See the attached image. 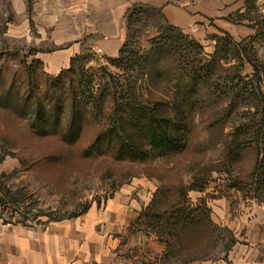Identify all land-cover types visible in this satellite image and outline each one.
I'll return each mask as SVG.
<instances>
[{"label": "rangeland", "instance_id": "rangeland-1", "mask_svg": "<svg viewBox=\"0 0 264 264\" xmlns=\"http://www.w3.org/2000/svg\"><path fill=\"white\" fill-rule=\"evenodd\" d=\"M207 1L212 8L200 7L193 33L169 25L160 10L131 6L130 21L127 11L118 17L127 44L124 57L129 61L117 67L109 59L118 57L97 53L100 38L118 31L110 24L108 2L0 0V103L6 106L0 107V196L5 202L0 212L5 224L44 226L101 213L116 193L143 179L156 181L157 191L150 204L154 202L160 210L177 204L190 185L214 193L234 188L240 197L264 203V167L256 132L264 97L249 83L255 73L248 63L255 58L264 70V0ZM166 33L181 40L180 46L186 45L191 57L146 67L144 56L166 40H162ZM88 42L91 48L81 55L87 57L85 81L76 75L78 65L76 74H65L70 67L57 75L46 71L42 59L71 44ZM186 54L178 50L176 55L163 56ZM191 68L200 80L197 91L202 97L189 116L190 134L183 152L143 163L118 162L111 155H85L96 136L110 125L111 98L116 90L121 92L131 83L139 102L150 100L149 94L151 100L171 96L181 85L182 74ZM60 74L61 82L49 83V78ZM237 76L243 84L237 85ZM262 76L264 79V73ZM48 85L65 98L77 95L86 112L83 132L74 146L58 137H37L29 127L33 111L24 110V101L32 89L44 97ZM238 88L247 89L234 103ZM10 107L28 117H17ZM69 113L68 99L64 126ZM184 197L192 210L203 199L198 191H188ZM150 204L132 224L135 242L127 237L120 241L119 264L217 260L228 249V234L214 225L188 229L179 239L158 238L142 218ZM177 231L171 230V234ZM151 236L164 244L162 253L157 245L149 244Z\"/></svg>", "mask_w": 264, "mask_h": 264}, {"label": "crops", "instance_id": "crops-1", "mask_svg": "<svg viewBox=\"0 0 264 264\" xmlns=\"http://www.w3.org/2000/svg\"><path fill=\"white\" fill-rule=\"evenodd\" d=\"M103 2H108L111 11L110 24L118 29L112 36L103 35L98 42L102 56L108 58L119 56L125 36L119 29L118 17L133 5L160 10L169 25L190 33L201 15L200 7L212 8L207 0H99V4ZM86 48H91L89 42L71 44L41 61L50 75H57L68 69L71 60L81 56ZM156 185V181L147 179L133 182L116 193L101 213L44 226L5 224L0 212V264H119L120 241L127 237L132 244L135 242L132 224L150 204ZM222 189L220 193L203 190V199L199 198L211 210L212 224L228 234V249L220 259L185 264H264V203L242 198L234 188ZM149 241L157 245L159 253L165 250L164 244L152 236Z\"/></svg>", "mask_w": 264, "mask_h": 264}, {"label": "trees", "instance_id": "trees-1", "mask_svg": "<svg viewBox=\"0 0 264 264\" xmlns=\"http://www.w3.org/2000/svg\"><path fill=\"white\" fill-rule=\"evenodd\" d=\"M153 10L156 11V9ZM126 14L130 21L131 8L127 10ZM167 35L162 38V40H166H163L164 42L158 48L152 49L144 56L146 67L157 68L171 60L177 62L178 58L182 59L184 57L186 61L191 57V51L186 45L180 46L181 40H177L169 36V34ZM237 45L235 46L238 47ZM126 46L127 44L123 45L118 58L109 59L113 65H117L118 67L120 64L129 61L128 58L124 57L126 55ZM198 48L202 49L201 46H198ZM178 50L184 52V54H188L186 56H163L171 55L173 52L176 55ZM245 53L247 55L246 51ZM254 59L248 60L255 73L252 81L249 83L264 97V93L262 92L264 83L262 74L264 70L263 68H259L261 67L260 65H256L257 62ZM86 60L87 57H74L70 62V68L65 74H72L73 72L76 74L75 65H78L76 75L85 81L87 79L84 65ZM214 62L211 63L212 67L215 66H213ZM193 72L196 73L193 68L187 69L182 74L183 76H181L180 80L182 83L178 90L171 94V96L169 94L167 96L163 95L162 98H158L157 100H151L153 97L152 94H149L150 100L139 102L136 98V89L131 83L124 86L125 89L120 90L121 92L116 90V94L114 92V96L111 98L110 125L105 131L100 132L96 136L86 150L85 155L87 157L111 155L118 162L143 163L155 157L183 152L189 140V116L192 115V112L199 105L202 97V94L197 91L200 80L196 79V74L192 75ZM236 78L240 81L237 85L244 83V80L240 76ZM62 79L63 74H60L56 78H49L48 81L49 83L53 82V84H56L61 82ZM52 85H48L49 87L46 93H44L45 96H42V98L40 92L33 89L27 95V100L24 101L26 105L24 110L33 111V119L28 121L29 127L37 137H58L62 143L74 146L79 141L83 132L87 118L86 112L82 111L77 95L65 98L64 94L60 90L55 89L54 86L52 87ZM244 87H246V84ZM238 89L239 91L235 95L234 103L244 96V91L247 88ZM118 94H120L119 97H117ZM68 99L70 100V113L64 126L63 120L66 114V102ZM4 107L2 106V108ZM10 108L17 117H28L25 114L21 115L18 113L15 108ZM259 120L260 123L256 128V132L257 138L261 141L262 159L260 160V164L264 167V103L260 108ZM203 190L202 186L190 185L183 192V197L180 201L166 210L155 208L153 206L154 202H152L148 209L143 212L142 218L149 223V228L154 231V234L158 238L176 237L179 239L181 238L180 235L188 229L211 228L213 226L211 210L207 207L206 203L204 201L198 202V206L195 210H192V204L187 201V197H184L188 191L202 192ZM4 204L5 202L0 196V206L2 207ZM171 230L173 232L178 230V234H176L177 232L175 233L176 235L171 234Z\"/></svg>", "mask_w": 264, "mask_h": 264}, {"label": "built area", "instance_id": "built-area-1", "mask_svg": "<svg viewBox=\"0 0 264 264\" xmlns=\"http://www.w3.org/2000/svg\"><path fill=\"white\" fill-rule=\"evenodd\" d=\"M97 53L99 54V55H102V51L101 50H97Z\"/></svg>", "mask_w": 264, "mask_h": 264}]
</instances>
